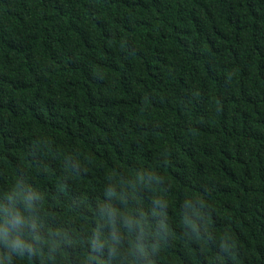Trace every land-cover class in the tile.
<instances>
[{"label":"trees","instance_id":"obj_1","mask_svg":"<svg viewBox=\"0 0 264 264\" xmlns=\"http://www.w3.org/2000/svg\"><path fill=\"white\" fill-rule=\"evenodd\" d=\"M0 264H264V0H0Z\"/></svg>","mask_w":264,"mask_h":264}]
</instances>
